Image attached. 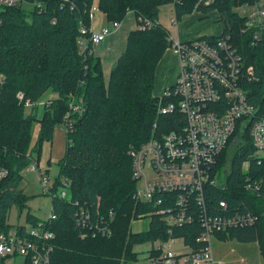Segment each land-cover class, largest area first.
Returning <instances> with one entry per match:
<instances>
[{
    "label": "trees",
    "instance_id": "obj_1",
    "mask_svg": "<svg viewBox=\"0 0 264 264\" xmlns=\"http://www.w3.org/2000/svg\"><path fill=\"white\" fill-rule=\"evenodd\" d=\"M32 4L0 10V167L7 176L0 181V231L14 226L8 224V214L15 206L19 214L27 208L28 196L19 189L24 171L41 144L50 140L55 124H63L74 99L80 100L83 113L73 114L72 129L66 131V148L54 179L66 178L70 201L51 198L54 220L47 228L54 233L50 264H121L135 260L134 246L165 235L166 227L159 216L152 215L145 233L131 232V222L150 212L152 205H139L133 199L136 181L132 178L131 148H138L149 139L169 132H178L185 125V116L176 107L165 113L159 107L176 103L173 86L160 97L153 96L155 70L170 46V34L158 22L162 6L171 5L175 22L193 12L204 15L212 11L224 14L227 26L219 36L229 37L232 48L246 66L253 67L257 81L246 82L248 102L264 106V30L253 39L255 30H244L245 19L235 12L241 5L257 0H23ZM96 2L98 11L109 22H121L131 14L136 27L127 34L125 49L104 82L99 58L89 52L80 53L79 37L90 27L88 13ZM50 89L56 98L43 107L41 118L28 112L34 109L44 92ZM171 92L167 96L168 92ZM28 104L29 106H26ZM70 114V113H69ZM38 123L37 140L31 146V127ZM243 144L230 146L219 158L220 164L230 162L226 189L203 188L202 205L194 195L185 209L190 223L174 229L173 235L183 239L191 248L196 237L204 231L202 218L235 213H252L256 219L250 227H230L215 234L219 241L235 240L239 244L256 243L264 264V204L243 187L246 177L263 176L264 165L249 159L253 147L247 135ZM248 160V170L242 163ZM263 165V166H262ZM48 172V170H46ZM88 206L93 219H107L111 236L82 238L85 233L76 223L77 206ZM169 197L156 208L172 204ZM97 211V212H96ZM204 211V212H203ZM39 219L29 213L25 222ZM24 227L21 225V229ZM165 239V236H161ZM23 264H31L24 259Z\"/></svg>",
    "mask_w": 264,
    "mask_h": 264
},
{
    "label": "built area",
    "instance_id": "obj_2",
    "mask_svg": "<svg viewBox=\"0 0 264 264\" xmlns=\"http://www.w3.org/2000/svg\"><path fill=\"white\" fill-rule=\"evenodd\" d=\"M21 4L22 0H0L2 9ZM234 10L245 19L244 30H255L253 39L258 38L264 30V0L263 3L257 0L252 5L244 4ZM97 11L96 4H93L88 13L89 21ZM171 24L175 25L176 22L172 21ZM119 27L118 22H112L109 27H101L98 31H92L90 27L87 31L81 29L88 36L77 40L80 53H85L89 45V52L93 54L94 48ZM168 49L178 60L179 71L171 91L177 99L175 105L168 103L159 107V112L165 113L176 107L185 116V125L178 132L149 139L128 151L132 160V178L136 181L133 199L139 205H152L150 212L135 220L148 218L150 222L152 215L159 216L166 233L158 234L152 241H144V255L137 258L141 249L134 251L136 258L129 264H216L212 248L215 234L230 227H250L256 219L252 213L202 218L204 231L195 239V244L201 247L196 249L185 244L182 238L175 237L173 231L192 220L185 213L191 196L194 195L195 203L202 205L204 186L227 188L226 179H221V174L226 171L220 169L222 163L219 158L230 146L243 144L244 135L248 136L253 147L249 159L264 165V106L251 105L245 89L246 82L257 81L258 77L253 67L246 66L232 48L228 36L218 39L198 37L190 41L170 37ZM73 100L69 113H83V104L74 103ZM69 113L62 124L66 131L72 129ZM248 165L249 161H244L241 170L246 172ZM26 169L39 172L42 193L70 201V183L66 178H60L59 186L54 180L48 185L47 172L41 171L35 159ZM6 176L7 171L0 167V181ZM245 179L244 189L256 195L264 204V174L257 173L254 178ZM169 197L172 204L164 209L156 208ZM74 204L78 209L76 223L86 231L81 234L82 238L111 236L112 211L107 213L106 220L102 216L95 220L87 205ZM51 219H55L52 210L46 219H39L34 224L26 223L22 225L23 229L21 225H15L8 231H0L1 260L21 257L31 264H50L52 246L49 241L54 238V233L47 228V223ZM161 236H165V239ZM177 242L180 244L177 245Z\"/></svg>",
    "mask_w": 264,
    "mask_h": 264
},
{
    "label": "rangeland",
    "instance_id": "obj_3",
    "mask_svg": "<svg viewBox=\"0 0 264 264\" xmlns=\"http://www.w3.org/2000/svg\"><path fill=\"white\" fill-rule=\"evenodd\" d=\"M263 3V0H261ZM32 4L27 3L22 0L20 6L30 9ZM95 4V3H94ZM171 5H165L160 8L158 22L163 28H165L169 33H173L175 30V25H172L171 22L175 20L174 11L171 8ZM2 8L0 7V10ZM128 15V14H127ZM199 21H202L203 25L212 29V32L216 33L217 36L221 35L223 30L227 26V21L225 15H220L216 11H212L207 15V18H199ZM120 27L113 31L110 35L107 36L105 41H103L99 46L94 48V53L96 57H99L102 75L104 82H107L110 70L115 66L119 56L125 49L126 38L128 32L136 27V22L133 16H126L121 22H119ZM101 27H109V22L105 19L103 14L99 11L94 13V18L90 21V29L95 31V29H100ZM112 29V27H110ZM165 60L171 59L173 56L171 52L166 53ZM154 96L158 91L154 90ZM164 94L161 92L160 95ZM159 97V95L157 96ZM56 98V95L51 92L50 89H47L44 94L39 99L38 103L35 105L34 109L26 107V114L28 112L35 113L37 118H41L43 107L49 101H52ZM76 102L75 100H73ZM82 103L79 101L77 104ZM70 117H74L73 114H70ZM69 118V117H68ZM65 120H63V123ZM38 123L34 122L31 127V146H34L37 140L38 133ZM66 148V130L61 124H55L52 129V135L50 140H45L40 147V153L38 160L36 159V153L33 154V158L38 162V166L41 171L47 172V177L49 179L48 185L51 184L59 173V162L63 159ZM220 169L226 171V173L221 174V179L225 181L228 174L227 171L230 169V162L222 163ZM22 182L19 189L23 191V194L28 196L27 208L23 209L21 214L18 213L15 206L11 207L8 214V224L11 226L15 225H25V215L29 213L38 219H46L51 210V196L42 193L40 174L38 171H28L25 169L21 172ZM137 220V219H136ZM133 220L131 222V232L145 233L149 223V219L145 218L140 221ZM180 242V241H179ZM176 244L179 245L180 243ZM146 244H139L134 246L133 251L140 250L138 257H142L144 247ZM213 256L216 264H261L262 258L259 253V248L256 243L250 244H239L235 240H212ZM136 258V254H135ZM0 264H23V259L21 257L13 258L8 257L4 260L0 258ZM121 264H129V262L122 261Z\"/></svg>",
    "mask_w": 264,
    "mask_h": 264
},
{
    "label": "crops",
    "instance_id": "obj_4",
    "mask_svg": "<svg viewBox=\"0 0 264 264\" xmlns=\"http://www.w3.org/2000/svg\"><path fill=\"white\" fill-rule=\"evenodd\" d=\"M128 15L132 16L131 14ZM207 15H204L200 12H193L191 14L183 16L178 22H176L175 30L173 31V33H169L170 37L173 40L190 41L201 36H217L216 33L212 32V29L206 27V25H203L202 21L198 20L199 18L201 19L207 18ZM220 15H224V14H220ZM98 30L99 28L95 29V31ZM131 30H133V28ZM169 52L171 51L167 49L164 55H166V53L168 54ZM164 55L160 60V62L158 63L154 75L152 94L155 93L154 90L158 91V93H156V97L158 95L160 97L161 92L163 93V91L174 85L179 71L178 60L176 56L172 53L173 56L170 57L171 59L165 60Z\"/></svg>",
    "mask_w": 264,
    "mask_h": 264
}]
</instances>
